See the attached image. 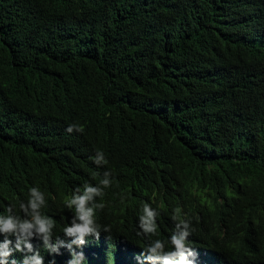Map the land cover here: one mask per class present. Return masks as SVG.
<instances>
[{"label": "trees", "instance_id": "16d2710c", "mask_svg": "<svg viewBox=\"0 0 264 264\" xmlns=\"http://www.w3.org/2000/svg\"><path fill=\"white\" fill-rule=\"evenodd\" d=\"M105 171L109 231L76 248L84 264L170 249L176 208L195 264H264V0H0V214L38 187L67 241L64 201ZM144 203L155 236L136 234Z\"/></svg>", "mask_w": 264, "mask_h": 264}, {"label": "clouds", "instance_id": "9594fccd", "mask_svg": "<svg viewBox=\"0 0 264 264\" xmlns=\"http://www.w3.org/2000/svg\"><path fill=\"white\" fill-rule=\"evenodd\" d=\"M74 129L83 131L77 125H70L67 131L72 132ZM92 159L97 166L107 164L103 152L97 151ZM111 177V172L105 171L97 185L84 183L77 186L71 196L64 201L65 207L73 211L70 222L63 229V235L70 238L67 241L60 239L59 236L54 239L55 220L41 211L46 205L45 194L38 187H30L27 201L19 203L22 215L17 214L12 206L7 207L6 214H0V236L4 237L0 242V264H8L7 258L12 255L13 250L25 253L21 264H43L40 251L34 249L29 242L33 237L42 242L50 255L59 254L61 247L66 248L71 257L67 264H84V254L82 251H76V248L85 244L86 237L93 236L98 239L101 230L109 231V228H102L96 222V211L104 208V204L97 203L96 200L105 195L104 189L111 187ZM158 215L159 213L149 203H144L142 214L138 218L136 234L145 237L155 236ZM172 219L175 221L174 229L167 241L170 249L161 239L150 240L140 256L136 257L138 264H195L196 253L188 240L192 234L190 221L181 218L180 208L175 209ZM9 237L15 238L13 247H10L13 241ZM98 261L96 260L94 264ZM12 264H15V261Z\"/></svg>", "mask_w": 264, "mask_h": 264}]
</instances>
